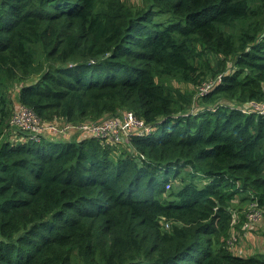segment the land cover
Masks as SVG:
<instances>
[{
	"label": "trees",
	"instance_id": "1",
	"mask_svg": "<svg viewBox=\"0 0 264 264\" xmlns=\"http://www.w3.org/2000/svg\"><path fill=\"white\" fill-rule=\"evenodd\" d=\"M263 100L264 0H0V264H264L228 242L264 209ZM20 106L154 130L22 141Z\"/></svg>",
	"mask_w": 264,
	"mask_h": 264
},
{
	"label": "built area",
	"instance_id": "2",
	"mask_svg": "<svg viewBox=\"0 0 264 264\" xmlns=\"http://www.w3.org/2000/svg\"><path fill=\"white\" fill-rule=\"evenodd\" d=\"M221 77L219 78V80ZM200 95L208 93L213 88V83H205L200 87ZM245 112H254L264 115V100L252 102L242 109ZM13 133H23L22 141L32 139L41 141L44 138L57 140L56 138L69 137V133L80 132L83 136L97 137L101 142L121 143L130 140L134 136H144L153 132V126L138 118L133 112H127L122 117H109L100 122L56 125L52 122L42 121L30 108L20 106L13 114L10 121ZM17 130H22L18 131Z\"/></svg>",
	"mask_w": 264,
	"mask_h": 264
},
{
	"label": "rangeland",
	"instance_id": "3",
	"mask_svg": "<svg viewBox=\"0 0 264 264\" xmlns=\"http://www.w3.org/2000/svg\"><path fill=\"white\" fill-rule=\"evenodd\" d=\"M144 1L131 0L135 6H143ZM174 84L183 87L184 90L193 88L192 85H184L175 81ZM199 91H201V88ZM198 95L199 92L197 96ZM198 100L199 99L195 100L196 102L194 103L193 107H199ZM118 117H122V115ZM18 131L22 130H17V132ZM20 135L23 136L24 134L20 133ZM19 140H21V138H19ZM170 187L171 184L167 186V189H170ZM232 207L235 211V228L232 230L228 242L233 251L240 253L243 256L264 254V209L258 208L256 203H248V201L242 202L239 198L233 201Z\"/></svg>",
	"mask_w": 264,
	"mask_h": 264
}]
</instances>
